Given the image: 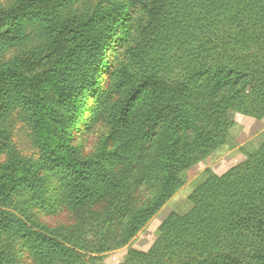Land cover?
<instances>
[{
    "label": "trees",
    "instance_id": "1",
    "mask_svg": "<svg viewBox=\"0 0 264 264\" xmlns=\"http://www.w3.org/2000/svg\"><path fill=\"white\" fill-rule=\"evenodd\" d=\"M106 1L0 5V264H264V131L128 248L231 115L264 119V0Z\"/></svg>",
    "mask_w": 264,
    "mask_h": 264
},
{
    "label": "rangeland",
    "instance_id": "2",
    "mask_svg": "<svg viewBox=\"0 0 264 264\" xmlns=\"http://www.w3.org/2000/svg\"><path fill=\"white\" fill-rule=\"evenodd\" d=\"M8 1L12 0H0V5H5ZM108 1L112 2L114 0H107L106 4ZM30 36L33 40L31 45H37V43L34 42L37 41L35 29L30 30ZM119 51L120 50H118V52ZM7 58L8 56H5V59ZM231 120L233 121L234 125L230 129L227 144L219 148L209 157L183 174V187L165 204V206L155 215V217L147 224V226L136 236L128 248L139 252L148 251L157 237L158 227L169 214H185L190 210L191 205L188 202V196L201 182V174L204 170L209 169L216 175L223 174L244 160L245 157L242 152L243 150H252L261 141V135L264 131V119L258 121L249 117L233 114L231 115ZM16 127L19 126L16 125ZM98 128L99 127L96 125L95 131L93 133L85 132L84 130H82L80 133H77L75 138L76 143L82 144L86 150L94 147L97 142L96 136H98ZM16 131L17 128L12 139L13 143H15L23 153L29 154L30 146L28 144L27 137L24 135L23 131H19V136H17ZM50 221L51 220H49V222ZM126 252L127 248L111 252L104 257L100 264H119Z\"/></svg>",
    "mask_w": 264,
    "mask_h": 264
}]
</instances>
